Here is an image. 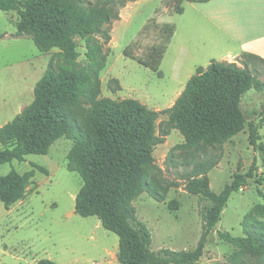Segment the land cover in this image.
Segmentation results:
<instances>
[{"label": "trees", "instance_id": "16d2710c", "mask_svg": "<svg viewBox=\"0 0 264 264\" xmlns=\"http://www.w3.org/2000/svg\"><path fill=\"white\" fill-rule=\"evenodd\" d=\"M136 1L0 0L1 11L14 12L19 17L14 37H30L41 53L57 49L60 56L57 68L51 63L36 84L34 103L0 127V170L15 161L25 162L29 155H47L59 139L71 140L69 170L83 180L75 199V213L83 218L97 217L104 229L119 237L118 264H197L232 194L243 188L253 172L236 176L219 194L211 189L209 173L223 158L225 143L248 126L251 146L264 153L259 143L260 126L248 121L242 110V98L247 92L255 90L264 96V82L246 61L241 65L213 61L207 68L197 69L173 106L160 113L167 116V128L163 127L158 136L159 113L135 99L100 97L103 46L90 43L97 36L108 43L110 36L105 26L118 20L120 10ZM181 5L182 0H170L174 13L184 12ZM151 31L159 34V40L144 57L135 53L136 42L126 49L125 56L157 71L175 27L148 23L140 36ZM78 38L87 42L84 62L79 60ZM247 59L264 64L253 56ZM261 113L264 116V104ZM171 130L182 134V147L191 152L181 175L185 191L211 204L201 212V236L196 248L189 251H154L152 234L134 206L144 193L163 203L169 190L179 187L164 178L166 170L157 165L154 157L156 147L164 143ZM165 162L176 168L170 155ZM32 166L49 174L44 167ZM31 185L29 175H2L0 171V201L8 209L26 197ZM243 232L242 237L223 232L218 235L243 257L263 262L264 228L244 222ZM36 264L56 263L41 259Z\"/></svg>", "mask_w": 264, "mask_h": 264}, {"label": "rangeland", "instance_id": "374dc122", "mask_svg": "<svg viewBox=\"0 0 264 264\" xmlns=\"http://www.w3.org/2000/svg\"><path fill=\"white\" fill-rule=\"evenodd\" d=\"M211 1L196 4L182 0V14L174 13L170 0H137L122 8L120 18L105 26L110 41L104 43L98 36L90 41L103 46L100 97L135 99L159 113L156 131L159 136L161 129L167 128V116L160 113L173 106L197 69L222 61L224 47L216 44L213 22L198 11L213 12ZM18 21L16 13L0 10V127L11 123L34 103L36 84L49 65L53 63L57 68L60 60L59 50L41 53L30 37H14ZM148 23L175 27L157 71L125 56L126 49L134 42L137 43L135 53L142 57L158 42L159 34L154 31L140 36ZM76 42L81 55L79 60L84 62L87 42L79 38ZM244 61L264 82V64L247 58ZM263 104L264 96L255 90L242 98V110L248 121L260 126L259 143L264 147ZM184 143L182 134L171 130L154 151L157 165L166 170L164 178L179 187L170 189L163 203L146 193L134 202L138 218L152 234L154 251L195 249L202 231L201 212L211 205L206 198L185 191L181 175L191 152L182 147ZM71 148L72 141L62 138L51 146L47 155H29L25 162L15 161L1 167L2 175L12 172L29 175L32 185L26 197L8 209L0 201V264H36L41 259L56 264H118L119 237L104 229L97 217L83 218L75 213V199L83 180L69 170L67 156ZM169 155L177 163L176 168L166 166ZM33 164L46 168L49 174L38 171ZM251 171L252 176L243 188L232 194L209 237L205 255L197 264L243 261L264 264V261L243 257L237 248L220 240L218 235L223 232L242 237L244 222L257 223L264 228V153L251 146L246 126L243 132L225 143L223 158L209 173L210 187L219 194L236 176H245Z\"/></svg>", "mask_w": 264, "mask_h": 264}, {"label": "crops", "instance_id": "0c3cea01", "mask_svg": "<svg viewBox=\"0 0 264 264\" xmlns=\"http://www.w3.org/2000/svg\"><path fill=\"white\" fill-rule=\"evenodd\" d=\"M212 4L213 12L198 11L213 22L216 44L224 47L221 62L241 65L249 56L264 61V0H212Z\"/></svg>", "mask_w": 264, "mask_h": 264}]
</instances>
